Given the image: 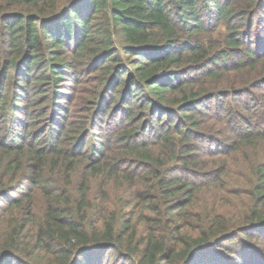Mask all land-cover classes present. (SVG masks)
Wrapping results in <instances>:
<instances>
[{
	"label": "trees",
	"instance_id": "1",
	"mask_svg": "<svg viewBox=\"0 0 264 264\" xmlns=\"http://www.w3.org/2000/svg\"><path fill=\"white\" fill-rule=\"evenodd\" d=\"M0 264H264V0H0Z\"/></svg>",
	"mask_w": 264,
	"mask_h": 264
},
{
	"label": "rangeland",
	"instance_id": "2",
	"mask_svg": "<svg viewBox=\"0 0 264 264\" xmlns=\"http://www.w3.org/2000/svg\"><path fill=\"white\" fill-rule=\"evenodd\" d=\"M222 33H224V30H221Z\"/></svg>",
	"mask_w": 264,
	"mask_h": 264
}]
</instances>
